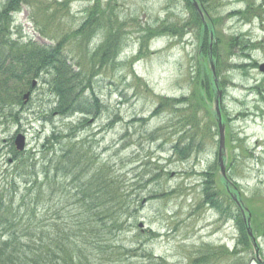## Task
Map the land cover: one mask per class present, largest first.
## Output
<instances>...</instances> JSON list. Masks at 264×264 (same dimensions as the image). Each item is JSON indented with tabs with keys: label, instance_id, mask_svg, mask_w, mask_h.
Here are the masks:
<instances>
[{
	"label": "rangeland",
	"instance_id": "1",
	"mask_svg": "<svg viewBox=\"0 0 264 264\" xmlns=\"http://www.w3.org/2000/svg\"><path fill=\"white\" fill-rule=\"evenodd\" d=\"M8 1L0 0V13ZM24 1L20 10L12 14L9 32L3 35V40L50 46L63 43L64 54L74 64L76 72L84 70L81 65L85 59L80 55L73 33L84 21V10L94 6L95 0H76L68 8L52 5L63 0ZM108 2L100 0L101 9L107 6L119 16L127 41L116 64L99 69L89 78L90 88L105 106V112L96 120L87 117L89 122L77 129L79 138L87 137L92 144L97 161L109 162L123 188L138 194L139 213L132 230L122 238L126 242L140 238L141 253L143 249L150 252L154 264H205L201 260L208 258L202 257L217 251L224 255L220 261L213 259L212 264L236 261L247 264L253 255L251 248L237 245L239 233L234 224L219 220L216 212L204 205L202 197L205 181L202 175L210 170L214 183L217 182L218 133L198 92V80L196 85L198 72L206 65L203 51L202 64L199 59L200 22L183 0ZM259 3L261 1L254 0L255 5ZM245 6L247 3L242 0H212L205 9L217 40L213 50L216 76L219 84L226 88L222 106L230 119L226 133L227 177L236 182L251 213L252 228L264 260V71L261 70L264 24L260 19L248 21L249 17L245 21L233 15L244 11ZM147 30L159 36L148 50L140 48L141 40H146L145 36L150 34ZM164 30L167 34L162 33ZM101 38L99 35L95 41L100 42ZM232 39L236 41L230 46ZM205 44L204 36L203 48ZM191 78L194 81H190ZM15 82L6 85L9 93L3 96L0 105L7 115L10 111L6 108L8 96L12 97L16 101L12 111L20 118L16 125L9 118L5 122L6 116L0 117L1 171L9 160L12 162V138L17 134L25 135L26 151H36L53 129L62 131L75 127L81 118L76 114L66 118L50 115L55 96L49 94L48 78L37 79L33 89L29 85L15 86ZM19 91L18 99H14ZM26 92L30 93L29 102L22 106L19 98ZM161 97L192 99V104L200 110L195 131L189 127L179 131L180 124L172 127L178 121L168 110L150 118ZM147 119L149 121L143 125L142 120ZM110 121H113L112 128H107ZM155 130L160 131V138L151 141L150 134ZM178 131L179 134L186 131V143L193 139L196 144L195 153L185 161H178L171 151ZM162 141H166L164 145ZM39 211L42 221L49 219L52 213L47 206ZM140 223L143 231L137 227ZM258 224L260 232L256 233ZM224 246L229 250L234 247V250L229 252ZM141 253L129 262L147 264L139 258Z\"/></svg>",
	"mask_w": 264,
	"mask_h": 264
},
{
	"label": "trees",
	"instance_id": "2",
	"mask_svg": "<svg viewBox=\"0 0 264 264\" xmlns=\"http://www.w3.org/2000/svg\"><path fill=\"white\" fill-rule=\"evenodd\" d=\"M72 1L76 0H63L52 5L68 8ZM183 1L199 21L191 4ZM197 1L206 5L212 0ZM242 1L247 3V7L233 15H239L245 21L249 17L248 21L260 19L264 24V0H259L261 4L258 5L254 0ZM24 3V0H9L0 13V76L4 77L0 79V85L4 87H0V105L4 101L3 96L9 93L8 82L16 81L15 86L29 85L31 88L32 80L48 78L49 94L56 99L50 115L66 118L78 113L82 119L75 127L69 126L62 131L53 129L36 151L18 154L12 144V162L0 170V264H131L129 260L137 259V253H141L140 238L126 242L122 236L132 230L139 213L138 194L134 193L135 190L123 188L109 162L97 161L92 144L87 137L80 139L77 129L79 125L88 123L87 117L96 120L105 112V106L90 88L89 78L99 69L116 64L127 40L124 23L107 6L101 9L100 0H95L94 6L86 7L84 21L73 33L80 55L85 59L81 65L84 70L76 72L74 64L64 54L63 43L50 46L32 41L3 40V35L9 32L12 14L18 12ZM147 31L150 34L145 36L146 40L140 38L141 48L147 49L149 41L157 37L151 34V30ZM138 32L141 33L140 29ZM162 33L167 34V30ZM99 34L102 35L101 43L90 49L94 37ZM234 41L236 39L231 40L230 46ZM89 52L92 53L88 55ZM197 80L202 97L199 72L196 85ZM190 81L194 80L191 78ZM20 93L14 99H18ZM8 97L6 108L10 111L4 115V109L0 107V117L4 119L6 116L5 122L9 118L19 125V114L12 111L16 101ZM159 101L150 118L168 110L178 121L172 127L180 124L179 131L187 127L195 131L200 110L192 104V99L161 97ZM148 120H142L143 125ZM112 125L113 121H110L107 128H112ZM179 131L171 151L178 161H185L195 153L196 144L193 139L186 143V131L180 134ZM159 133L155 130L150 134V140L157 141ZM162 142L165 144L166 141ZM202 176L205 179L202 185L204 205L221 218H231L239 233L237 245L251 248L240 216L232 215L233 204L221 187L224 181L216 176L217 182L214 183L210 170ZM46 206L52 213L46 220L48 224L44 225L46 221L41 220L39 208L43 211ZM254 213L258 214V209ZM257 226L256 233H259L260 225ZM223 255L221 251L209 253L202 257L208 259L201 262L212 264L213 259L214 262L220 261ZM139 258L144 263L154 264L153 255L146 249L142 250ZM234 264L240 263L236 261Z\"/></svg>",
	"mask_w": 264,
	"mask_h": 264
},
{
	"label": "water",
	"instance_id": "3",
	"mask_svg": "<svg viewBox=\"0 0 264 264\" xmlns=\"http://www.w3.org/2000/svg\"><path fill=\"white\" fill-rule=\"evenodd\" d=\"M193 6L198 10V6L197 4L194 2ZM213 69V67H212ZM28 94L24 96V99L27 100ZM215 113H216V120L218 123V128H219V149H218V165H219V169H220V173L223 176L224 172H225V166H224V160H223V156H224V127L221 124V117H220V112H219V102L216 101L215 104ZM24 143H25V138L22 135H18L15 139L14 145L16 147L17 151H21L24 148ZM234 202L239 206V208L241 209V211H243V209L241 208L240 202L238 201L237 197H233ZM246 210V209H245ZM247 211V210H246ZM244 222L246 223V232L248 234V237L250 238V241L252 243V246L254 248L255 254L258 253L257 251V246L255 243V239L252 236L251 233V229L249 226V220L247 221L244 218Z\"/></svg>",
	"mask_w": 264,
	"mask_h": 264
}]
</instances>
